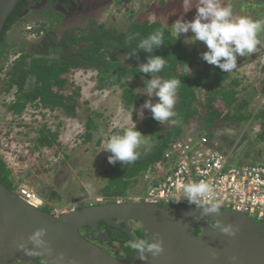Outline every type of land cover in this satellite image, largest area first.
Here are the masks:
<instances>
[{"label": "trees", "instance_id": "16d2710c", "mask_svg": "<svg viewBox=\"0 0 264 264\" xmlns=\"http://www.w3.org/2000/svg\"><path fill=\"white\" fill-rule=\"evenodd\" d=\"M25 0H20L7 17L2 33L0 34V73L8 65L12 55L17 56L6 71L1 87L11 99L6 103L7 113L20 116L28 106L54 111L62 110L68 117L76 113L77 92L67 93V74L71 70L83 69L96 72V87L99 90L118 87L122 90L121 102L125 109L131 110L133 119H136L139 108L144 109L142 125L136 128L144 135L148 134L151 149L134 162L123 165L113 172H108L102 186L97 189V195L104 202L115 201L117 198L127 200L132 188L143 183L146 172H154L163 166V152L175 139L183 135L186 127L197 124L199 136L208 138L214 148L220 150L215 144L214 129L222 123L227 126L238 127L243 122L253 120L258 124L255 142L262 146L257 154L264 150V105L256 110H249V99L240 94L238 87L241 80L224 73L217 66L204 60H198L193 48L188 50L181 37L176 39L171 28L158 20L133 21L123 30H116L107 26L104 21L89 17L76 25H67L58 33L57 28L62 27V16L57 12H50L45 20H33L32 14L22 15L25 11ZM129 0H115L117 4H125ZM262 2L264 0H256ZM115 3V4H116ZM31 22L30 29H26ZM29 23V24H28ZM24 24V27H22ZM22 27V29H20ZM163 30L164 44L155 48L150 54L137 49L140 39L147 37L156 30ZM18 32L17 36L14 33ZM132 36V39H127ZM176 39V40H175ZM260 41L262 37H259ZM136 52L130 55L133 51ZM149 55H159L165 59L164 69L155 76L163 79L179 78L181 85L177 91L174 110L178 123L171 119L163 124L152 118L151 112L143 108L145 99L155 103L158 97H147L146 94L135 92L133 86H127V80L145 81L151 79V74L139 72L141 63L146 62ZM190 69V73H189ZM243 90V88H242ZM264 91V90H263ZM35 149L49 148L57 140V133L44 125L39 130ZM99 127L88 114L84 123V132L80 135L83 143L90 142L99 134ZM100 138L97 143H100ZM221 151V150H220ZM222 152V151H221ZM233 165L236 161H230ZM263 159H252L248 163H261ZM0 183L14 190L18 183L12 177L11 170L0 158ZM102 203L100 201L90 204ZM82 204L80 207L90 205ZM61 205V204H60ZM52 208L46 205L45 210ZM216 225V221L210 222ZM101 232L109 238L106 241L97 235L94 228L88 224L80 227L81 234L93 239L96 243H104L115 248V257L126 258L137 252L129 246L130 241L147 240L146 233L140 228L129 232L123 231L124 223L120 227L98 222ZM200 232V225L194 233ZM96 236V238H93ZM104 246V245H101ZM111 252V251H109ZM33 264H49L44 257L34 260Z\"/></svg>", "mask_w": 264, "mask_h": 264}, {"label": "rangeland", "instance_id": "374dc122", "mask_svg": "<svg viewBox=\"0 0 264 264\" xmlns=\"http://www.w3.org/2000/svg\"><path fill=\"white\" fill-rule=\"evenodd\" d=\"M115 3V0H112L111 4L92 17L101 19L107 26L118 31L125 29L133 21L145 20H158L171 28L178 18L192 20L197 11L195 0L187 12L183 10L182 0H129L121 5ZM222 3L230 6L236 17L246 15L252 19L264 20V1L222 0ZM36 19L39 18H32L31 21ZM85 20L64 22L57 31L59 33L67 25H78ZM17 34L18 32L14 33V36L18 37ZM193 35L191 31L182 34V44L188 50L194 48L198 60H203L201 53L207 48L202 41L184 42L185 36ZM259 37H262V40L256 51L244 57L237 56V68L230 72L241 80L238 89L240 94L247 96L248 109L253 111L264 105V32L260 33ZM15 58L17 56L12 55L8 65L0 73V158L11 170L16 183L32 188L52 208H75L82 204L104 202L103 198L97 195V189L102 186L108 172H113L123 165L120 162L109 164L107 157L111 153L103 148L111 136L121 134L124 129L134 124L141 126L144 109L139 108L136 119H133L131 110L122 105L120 88L114 86L99 90L96 87L95 71L73 69L67 74L69 84L66 92H77L74 117H68L59 109L50 111L31 106H28L22 115L13 116L6 111V103L11 99V95L5 93L1 84ZM126 82L127 86L135 88V92L145 94L144 79H128ZM88 114L93 116L100 133L90 142L83 143L80 135L84 132ZM43 125L56 132L58 137L51 147L35 149L36 138ZM257 131L258 124L253 120L243 122L238 127L220 123L214 129L215 144L228 156L229 161H236L237 164H246L252 159L260 161L262 157L257 151L261 150L262 146L254 140ZM183 135L199 136L198 125L186 127ZM98 138L101 140L99 144ZM148 141L146 134L145 142L137 149L138 158L151 149L152 144ZM162 173L163 169L160 168L155 174ZM144 185L146 186V183ZM144 185L139 184L132 188L128 197L143 193Z\"/></svg>", "mask_w": 264, "mask_h": 264}, {"label": "water", "instance_id": "95a60500", "mask_svg": "<svg viewBox=\"0 0 264 264\" xmlns=\"http://www.w3.org/2000/svg\"><path fill=\"white\" fill-rule=\"evenodd\" d=\"M20 0H0V34L4 23ZM129 232L132 221L147 240H161L163 252L157 256L139 252L121 258L111 255L93 239L84 237L80 227L88 224L97 235L98 222ZM231 225L226 235L210 222ZM200 225V232L195 228ZM45 229V244L35 245L29 235ZM23 245V247H21ZM44 257L49 264H264V224L245 214L219 210L201 218L200 209L181 204L139 201H108L75 207L59 214L34 207L14 190L0 183V264H33Z\"/></svg>", "mask_w": 264, "mask_h": 264}, {"label": "clouds", "instance_id": "9594fccd", "mask_svg": "<svg viewBox=\"0 0 264 264\" xmlns=\"http://www.w3.org/2000/svg\"><path fill=\"white\" fill-rule=\"evenodd\" d=\"M194 0H182L184 12L190 10ZM196 14L192 20L178 18L171 25V31L178 39L182 34L191 31L194 35L185 36V43H195L202 41L207 50L201 53V58L210 65L217 66L224 73H230L237 68V56H247L254 53L260 43L259 34L264 32V20L252 19L242 15L236 17L230 6H225L222 0H195ZM129 36L127 39H132ZM175 39V40H176ZM164 44L163 30H156L147 37L140 39L137 49H142L152 53L155 48ZM133 51L130 55L134 54ZM165 59L159 55H149L146 62L141 63L139 72L151 74V79L145 81L144 88L146 96L158 97L153 103L150 99H145L143 108L150 110L152 118L163 124L171 119L172 123H178L174 106L176 103L177 91L181 85L179 78L163 79L153 74L160 73L165 67ZM190 69H189V73ZM145 136L134 124L132 127L124 129L121 134L111 136L103 150L110 152L107 157L108 163L115 165L130 164L138 158L137 149L145 142ZM182 196L172 199L179 203L186 200L190 205L200 209L201 218L211 213H219L221 202L212 199V202H203L204 198L212 193V186L206 181H193L184 183L181 186ZM214 227L226 235H233L234 229L231 225L222 223ZM44 228L33 231L28 239L35 245L45 244L43 239ZM129 246L136 249L140 254V259H146L145 252L157 256L163 252V242L159 239L130 241ZM23 247V245H21Z\"/></svg>", "mask_w": 264, "mask_h": 264}, {"label": "built area", "instance_id": "2783aa9c", "mask_svg": "<svg viewBox=\"0 0 264 264\" xmlns=\"http://www.w3.org/2000/svg\"><path fill=\"white\" fill-rule=\"evenodd\" d=\"M31 26H26L30 29ZM204 135L192 137L182 135L172 141L163 152L162 174L146 172L143 175L147 184L145 191L127 200L155 203L190 205L186 200L172 201L182 196L181 186L193 181H206L212 186V193L203 202L212 199L221 202L219 210H230L245 214L254 221L264 224V150L263 162L233 165L220 150ZM160 169V168H159ZM15 193L34 207L46 208V203L32 188L17 184ZM101 199V198H98ZM115 201H126L117 198ZM70 208H50L49 212L59 214Z\"/></svg>", "mask_w": 264, "mask_h": 264}, {"label": "flooded vegetation", "instance_id": "af4514ba", "mask_svg": "<svg viewBox=\"0 0 264 264\" xmlns=\"http://www.w3.org/2000/svg\"><path fill=\"white\" fill-rule=\"evenodd\" d=\"M24 2L26 3L23 5L25 11L22 15L32 14V18L38 17V20H45L50 12L54 11L62 16L63 22H73L94 16L96 12H100L106 5L111 4L112 0H25ZM128 225L133 229L139 227H135L136 224L132 221H129ZM101 245H104L102 247L106 251H111L109 252L111 255L115 253V248L104 243Z\"/></svg>", "mask_w": 264, "mask_h": 264}, {"label": "crops", "instance_id": "0c3cea01", "mask_svg": "<svg viewBox=\"0 0 264 264\" xmlns=\"http://www.w3.org/2000/svg\"><path fill=\"white\" fill-rule=\"evenodd\" d=\"M142 185H144L145 184V182H143V183H141ZM145 186V185H144ZM146 187H147V184H146V186H145V189H146Z\"/></svg>", "mask_w": 264, "mask_h": 264}, {"label": "bare ground", "instance_id": "6f19581e", "mask_svg": "<svg viewBox=\"0 0 264 264\" xmlns=\"http://www.w3.org/2000/svg\"><path fill=\"white\" fill-rule=\"evenodd\" d=\"M142 180L144 181V179L142 178ZM40 196V195H39ZM40 197H42V196H40ZM45 201V200H44ZM46 203V202H45Z\"/></svg>", "mask_w": 264, "mask_h": 264}]
</instances>
